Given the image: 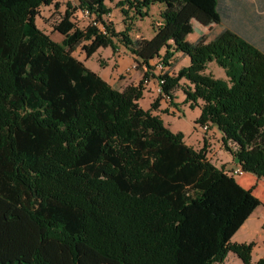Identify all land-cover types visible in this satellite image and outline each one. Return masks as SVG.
<instances>
[{
    "label": "trees",
    "instance_id": "obj_1",
    "mask_svg": "<svg viewBox=\"0 0 264 264\" xmlns=\"http://www.w3.org/2000/svg\"><path fill=\"white\" fill-rule=\"evenodd\" d=\"M153 2V34L129 35L128 10L141 16ZM49 3L0 0V264H215L228 251L264 264V254L251 261L252 241H230L258 197L151 112L162 94L176 105L180 88L199 104L195 122L214 124L240 168L264 175V39L245 29L248 4L117 0L116 30L104 0H76L101 28L75 24L67 4L56 41L35 23ZM195 9L219 28L186 42ZM78 45L85 57L122 46L141 77L113 87L72 54ZM154 58L165 66L160 93L142 108ZM209 61L223 77L204 71Z\"/></svg>",
    "mask_w": 264,
    "mask_h": 264
},
{
    "label": "rangeland",
    "instance_id": "obj_2",
    "mask_svg": "<svg viewBox=\"0 0 264 264\" xmlns=\"http://www.w3.org/2000/svg\"><path fill=\"white\" fill-rule=\"evenodd\" d=\"M54 1H56V3L58 4L57 7L53 5L42 7L40 11L38 9L35 18L37 21V25L41 30L47 33L52 39L59 41L61 35L58 32L54 31L51 25L52 22L56 18H58V16L63 12L65 8H69L72 10V20L78 26L85 25L88 22L89 18L80 14L79 7H76V0ZM104 2L110 7V11L104 15V18L111 21V24L116 30L121 29L124 26V23L122 22V13L119 11L118 6H116L117 0H104ZM67 4H69L68 8L66 7ZM161 6V3L153 2L146 8V12L143 15L137 17H133L132 10H128L125 22L128 25L129 35L137 36L140 34L145 37H150L154 32L155 26L160 22L159 9L161 8ZM188 20L191 24L192 31L183 35V39L186 42H190L196 35H203L212 30L216 31L219 28V24L216 22V20L205 16L200 9H195L189 15ZM95 25L101 28V24ZM112 38L113 40H115L114 37ZM120 47V45L117 46V55L125 53L123 50H120ZM72 54L78 58H82L83 63L94 71L100 72L103 67L106 68V66H114L115 49H113L110 45L99 46L87 57H85L83 50L78 45L72 51ZM99 60L101 62H99ZM184 62L187 63V60L185 61V59H180L173 67V69L175 70L181 63ZM204 71L210 72L214 76H224L221 67H219L214 61H209ZM180 81L182 82L183 80L181 79ZM150 83V81L147 83H143L142 79V88L143 86H150ZM152 91L153 93L144 92L143 95L139 97L138 104L142 108H147L149 106V102L156 96L153 87ZM173 94L177 95V97L174 96L171 101L178 104V110L174 111V105H172L169 100L162 99L161 97L156 101L155 108V112L160 116L162 121L170 130L180 131L182 133V138H184L185 140H192V142L196 139V137L201 138L204 132L208 134L216 132L218 137H220V132L214 124L207 122L208 125L206 130L202 131L200 125L195 122V119L200 113L199 104H193L192 106H190L187 101L183 102V92L180 90V88H176ZM160 99H162L161 102H159ZM168 107H171L172 110L168 111ZM212 156L213 154L211 153L208 158L212 160H214V158H217L216 156ZM226 166H229V163ZM256 209H261V213L259 216L260 218H262V220H264L263 206L258 205ZM248 233H250V235L255 239V242L252 241L254 244V251H256L257 253L260 252V247H263L264 243L263 222L259 227L253 224L250 227ZM255 255L256 253L253 252L251 255L252 259L255 257ZM215 264H241V262L234 253L228 251L223 261Z\"/></svg>",
    "mask_w": 264,
    "mask_h": 264
},
{
    "label": "crops",
    "instance_id": "obj_3",
    "mask_svg": "<svg viewBox=\"0 0 264 264\" xmlns=\"http://www.w3.org/2000/svg\"><path fill=\"white\" fill-rule=\"evenodd\" d=\"M244 1L248 4V8H249L248 12L250 14L249 15L250 20L245 21V29L250 31L251 32L250 34H252L258 40H263L264 39V0H244ZM54 2L56 3V1ZM51 5L55 7L58 6V4L54 5L53 3H49L45 5H40L38 9L40 11L42 7H48ZM35 23L37 25L36 18H35ZM120 48H121L120 50H123L125 53L117 55L118 48L115 47L114 66L112 67L106 66V68L103 67V69L100 72L96 71L102 78H104L108 83H110L113 87L117 89H121L127 84L137 83V81L139 80L141 76V72H142V69L139 67H134V68L129 67L131 61H133L134 59V56L128 51H126L122 46ZM79 59L82 60V58H79ZM181 59H185L186 61L185 57ZM181 64H185V62ZM144 92L153 93L151 83H150V86L149 85L143 86L141 95H143ZM161 100L162 99H160L159 102H161ZM175 106L178 107V104L174 105V111L178 110ZM171 110L172 108L168 107V111H171ZM151 112L156 113L155 109L151 110ZM182 139L186 144L190 145L191 147L195 149L202 147V154L204 155L206 159H208L210 162H212L213 164L217 166H222L227 171L231 168H235L238 166V163L234 161L231 154L225 149H223L221 142H220V137H218L216 132L211 133V134L204 132L201 138L196 137V139L193 142L192 140H185L184 138ZM211 153L213 154V156H216L217 158H214V160L208 158V156H210ZM228 163H229V166H226ZM230 175H232V177L241 186L245 188L250 187L251 192L255 196H257L258 199L260 200V204L258 205H261L264 208V175L257 177L253 173L248 172V171H243V173L240 175L238 174H230ZM258 205H256L253 208V210L248 214V216L242 221V223L232 233V235L230 236V241H237V242L254 241L255 242V239L250 235V233H248V231L253 224L259 227L264 221L259 216L261 213V209H258V210L256 209ZM263 251H264V243H263V247H260V252L258 253L254 251V244H253V246L251 247L250 253L252 255V253L255 252L256 255L253 259L251 256V261L253 262L259 256L263 255L264 254Z\"/></svg>",
    "mask_w": 264,
    "mask_h": 264
},
{
    "label": "built area",
    "instance_id": "obj_4",
    "mask_svg": "<svg viewBox=\"0 0 264 264\" xmlns=\"http://www.w3.org/2000/svg\"><path fill=\"white\" fill-rule=\"evenodd\" d=\"M79 11H80L81 15L89 18L87 23L99 24L98 21L94 20L93 15L91 13H89L87 8H85V7L79 8ZM150 65H151V67H150V69H148L149 73L147 72L148 75L145 78H143V83H147V82L151 81L155 94H158V93H160V83H161L162 79L160 77L158 78L157 75L165 69V66L161 63V61L158 58L152 59L150 61ZM129 67L130 68L135 67V61L134 60L131 61ZM152 75H154V76H152ZM161 98L165 99V100H169V97L167 95H164V94H162ZM198 125H200L202 131H205L207 128V123H202V124H198ZM227 173L240 175L243 173V170L238 165L235 168L229 169L227 171ZM263 224H264V221H263Z\"/></svg>",
    "mask_w": 264,
    "mask_h": 264
}]
</instances>
